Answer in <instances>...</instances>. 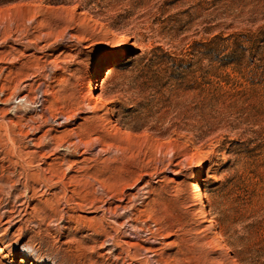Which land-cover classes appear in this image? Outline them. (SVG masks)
I'll list each match as a JSON object with an SVG mask.
<instances>
[{
  "label": "rangeland",
  "instance_id": "rangeland-1",
  "mask_svg": "<svg viewBox=\"0 0 264 264\" xmlns=\"http://www.w3.org/2000/svg\"><path fill=\"white\" fill-rule=\"evenodd\" d=\"M0 88L1 101L44 92L42 121L76 115L37 138L66 140L81 118H106L92 137L126 156L121 170L148 173L135 188L108 181L113 208L127 204L122 192L148 191L134 213L119 211L142 229L121 241L163 264H264V0H0ZM100 95L97 112L80 107ZM17 102L0 104L1 123L17 121ZM23 183L0 159V264H138L145 254L117 255L93 229L100 210L71 203L62 218L74 186L33 194ZM89 183L87 204L103 193Z\"/></svg>",
  "mask_w": 264,
  "mask_h": 264
},
{
  "label": "bare ground",
  "instance_id": "bare-ground-1",
  "mask_svg": "<svg viewBox=\"0 0 264 264\" xmlns=\"http://www.w3.org/2000/svg\"><path fill=\"white\" fill-rule=\"evenodd\" d=\"M109 62L110 60L108 59L104 64L107 65ZM100 72L101 68H97V76L101 74ZM94 83L93 81L89 85L90 95L97 90V84ZM5 96L6 89L0 88V104L2 105L6 104L9 106L13 102L18 101L16 103L17 105L14 106L15 109H13L17 121L0 122V159L8 163L16 171L19 170V175L24 179V188L30 193L35 194V185H38L40 188L38 192L54 186L59 188L60 192L67 193V187L69 185L74 186L73 193L75 196H70L69 199L63 197L65 198L66 208L62 209V218L65 216L70 217L67 214V208L70 207L71 203L74 205V209L88 207L89 209L100 210L102 215L98 219H95L93 229L99 235L105 237V243L112 246L116 251L119 250L117 255L122 254V251H127L128 257H131L133 260L135 258L136 260L144 252L145 254L140 258L138 264H163L154 255H150L154 253L153 250L139 248L121 241V237L124 235L135 238L134 234H136V229H142H139L132 223L133 218L120 223L118 219L122 220L125 215L123 213L120 214L119 211L124 210L125 214L134 213V208L131 209L134 200L140 196H144L142 203L145 204L146 199H148L145 194H148V191H145L147 187L144 186L139 189L140 194L138 193L132 198V195L122 192L123 198L120 201L125 202V199L128 200V207L127 204L125 206L120 204L113 208L111 206V200H114L117 194H109L110 192L106 189L108 188V181L116 180V177H121V185H131L130 188H135V185L139 181H142L148 173L144 169L134 170L132 172L121 170L117 167V164L122 163L126 156L119 152V150L113 152L107 148L102 137H92L96 134L94 129L98 127L100 122L106 121V118L103 116L81 118L83 123H79L76 129L65 132L69 138L66 140H60L57 136H51V131L49 130L43 132L37 138V135L41 134L43 126L49 122L54 123V126L57 127H66L76 120V115L68 116L65 112H61L56 116L51 115L42 121L45 111L44 92H42L41 96L36 95L34 98L28 94L14 92L4 101H1ZM101 100L102 96L100 95L96 97L95 105H91V99H88L87 103L80 105V107H94L92 112H97L99 110L97 103ZM23 111L27 112V115L23 117L17 116L18 113ZM38 113L40 114L35 118L34 115ZM5 118L4 116L1 120H5ZM88 121H92L94 125L84 129V124ZM33 147L35 149L30 151L29 149ZM63 150L67 151L68 157L78 159L70 165H67L68 157L66 155H60ZM81 157L82 159H79ZM66 165L67 167L65 169L64 166ZM201 172L202 168L199 167L193 176V181L194 187L198 191L196 195V200L200 203L198 207H204L205 210V196L200 185ZM136 177L139 178L135 180ZM90 179H94L100 184L103 193L99 198L91 200L87 204L89 194L83 196V202L80 201L82 197L81 193L85 190L86 193L88 192L87 189L90 186ZM54 195L57 196L58 193ZM31 200V197L27 199V203ZM59 201L57 200V203ZM71 219H74V217H71ZM148 241L150 240L148 239ZM1 252H3V249L0 247Z\"/></svg>",
  "mask_w": 264,
  "mask_h": 264
}]
</instances>
